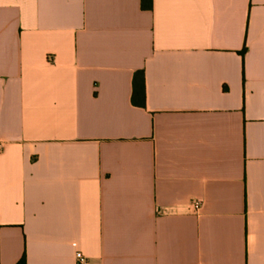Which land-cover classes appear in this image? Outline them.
Here are the masks:
<instances>
[{
  "label": "crops",
  "instance_id": "1",
  "mask_svg": "<svg viewBox=\"0 0 264 264\" xmlns=\"http://www.w3.org/2000/svg\"><path fill=\"white\" fill-rule=\"evenodd\" d=\"M22 257L264 264V0H0V264Z\"/></svg>",
  "mask_w": 264,
  "mask_h": 264
},
{
  "label": "trees",
  "instance_id": "2",
  "mask_svg": "<svg viewBox=\"0 0 264 264\" xmlns=\"http://www.w3.org/2000/svg\"><path fill=\"white\" fill-rule=\"evenodd\" d=\"M141 3L144 9H152L153 7V0H141ZM132 99L134 104L139 106H145L146 92L144 70H138L134 73ZM17 264H26L25 257H22V259Z\"/></svg>",
  "mask_w": 264,
  "mask_h": 264
},
{
  "label": "built area",
  "instance_id": "3",
  "mask_svg": "<svg viewBox=\"0 0 264 264\" xmlns=\"http://www.w3.org/2000/svg\"><path fill=\"white\" fill-rule=\"evenodd\" d=\"M200 202L199 201H193L192 203V207L196 210L200 209ZM77 257L80 259V260H84V257H83V254L80 250L77 251Z\"/></svg>",
  "mask_w": 264,
  "mask_h": 264
}]
</instances>
